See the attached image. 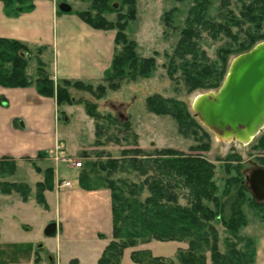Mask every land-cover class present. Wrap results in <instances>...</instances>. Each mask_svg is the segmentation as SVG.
<instances>
[{"label": "trees", "instance_id": "obj_1", "mask_svg": "<svg viewBox=\"0 0 264 264\" xmlns=\"http://www.w3.org/2000/svg\"><path fill=\"white\" fill-rule=\"evenodd\" d=\"M6 2L18 1L22 8L32 6L33 0H4ZM224 6L229 5V0H223ZM111 0H91V7L101 13L103 9L110 8ZM130 5L132 19L136 14V0H123ZM210 0H200L195 9L191 11L192 16L188 19L187 26L182 31V36L175 49V53L183 57L185 54H194L197 49L195 37L196 26L216 31H225L232 35L230 27L226 24L210 21L205 13ZM112 2V6H114ZM241 11V18L230 14L228 22L241 26L249 23L256 26L259 32L264 21V0H251ZM60 11V10H59ZM61 12V11H60ZM170 12L164 13L166 23H170ZM80 17L88 24L98 29L116 28V45L122 44L120 53L116 51L111 68L105 75L111 89H118L125 77V68L139 73H146L154 65V58H139L134 40H128L125 34V22L118 21L112 24L102 16H92L89 12H78ZM246 32V39L241 41L237 55L249 51L257 43L264 41V34ZM237 38V37H235ZM44 47L31 49L25 43L15 40L0 38V85L5 87H27L35 85L40 95L55 97L58 112L66 121L68 117L65 112L60 111L63 105L82 104L87 115L94 120L95 134L101 136L103 131L102 120H109L111 124L117 121L111 114H101L97 109V103L87 98H77L75 90H85L96 99H100L106 87L102 84L94 87L90 82L80 80L62 79L57 83L52 78L49 66L41 59ZM36 56L37 75L34 78L29 72L31 58ZM227 58L224 62L227 63ZM231 63V62H230ZM185 81L190 89L216 88L222 85L226 75L224 70L213 72L211 67H190L185 72ZM225 75V76H224ZM3 98L0 97L2 103ZM147 108L156 114H170L174 116L182 132L196 134L194 127L204 130L207 138L209 132L196 120L195 112L191 113L184 104L173 99H166L156 94L147 98ZM196 117V118H195ZM127 129L128 126H125ZM194 150H204L198 145L192 147ZM46 152H39L38 157ZM239 158V157H238ZM264 166V160L260 162ZM102 171L107 173L105 186L111 191L113 236L111 241L103 250L98 259L99 264H122V258L126 249L134 248L139 243L157 241H179L186 242V249L179 248L175 258L154 255L148 249H135L130 257L138 264H207V253H210L213 264H250L254 262L256 255L255 244L249 237L243 238L241 229L247 224L244 206L249 204L257 208L264 217V201H256L250 194L244 183L241 166L227 164L224 166L226 173L225 183L220 190L215 179L216 166L200 153H184L172 148L155 149L147 152L138 146L122 150L118 158H109L100 163ZM7 169L13 171L15 165L9 157L0 159V172ZM37 171H40L37 168ZM88 169V170H87ZM137 173L143 177L141 181H133L129 178L113 177L118 173ZM51 169H46L45 179L37 183V201L47 207L44 191L53 188ZM49 174V177H48ZM92 168H85L79 175V185L88 191L97 187V176ZM3 193H10L16 189L27 200L26 185L21 183H6L0 185ZM178 189L187 190V203L179 201ZM220 190V191H219ZM146 196L142 198L143 194ZM213 221H219L225 227L230 237L227 238V250L221 252L219 249V232ZM235 239V240H233ZM245 240L246 249L237 247V242ZM71 264H79L73 259Z\"/></svg>", "mask_w": 264, "mask_h": 264}, {"label": "rangeland", "instance_id": "obj_2", "mask_svg": "<svg viewBox=\"0 0 264 264\" xmlns=\"http://www.w3.org/2000/svg\"><path fill=\"white\" fill-rule=\"evenodd\" d=\"M111 1L118 5L115 6L114 4L112 6L111 2L110 8L103 9L100 14L97 13V10L92 9L91 0H59V3H69L74 11L89 12L92 16L100 15L113 25L118 21L125 22L127 39L134 40L137 43L136 52L139 58H154L153 68L146 73H139L126 67L125 77L118 89H111L109 81L105 78L100 82L92 83L94 87L99 84L106 87L105 94L100 99H96L91 94L86 93L85 90L74 89L75 97L94 101L97 103V109L101 114L105 116L111 114L117 121L111 124L109 120H102L103 131L101 136L97 137L94 120L89 118L82 104L63 105L60 111L65 112L68 121L65 120L63 115H60L61 112H58L57 131L62 136V143L65 142L66 155L58 154L55 151L43 154L41 157H25L22 161L10 158L14 162L15 169L0 172V185L3 182L26 185L28 189L26 188V192L23 193L26 194L27 200L32 193V186H34V196L36 198L37 183L45 179V171L50 168L53 173L51 177L53 188L45 190L44 196L46 191L58 192L60 197L68 196L76 186H80L79 175L81 171L86 167H91L95 173L92 175L97 176L95 183L98 188L95 190L107 188L105 186L107 173L101 170L100 163L106 162L109 158L120 157L123 149L138 146L147 152H153L155 149L172 148L184 153L202 154L215 164V179L220 190H222L226 178L224 166L227 164L239 165L244 176V183L248 188L246 175L254 167L262 166L260 162L264 160V128L249 143H242L237 140L225 141L217 139L214 132L206 128L198 117H195L209 132L210 137L204 136V130L197 127H194L197 130L196 134H191V129L185 134L174 116L156 114L147 108L146 102L148 97L158 94L163 98L181 102L193 113L192 103L198 94L217 91L220 86L210 89L202 87L190 89L185 81V72L190 67L209 66L213 72L220 73L224 70L225 75L227 74L230 62L237 56L240 42L247 37L246 32L256 31V26L249 23L237 26L234 25V22H228L230 14L232 13L234 16L241 18L243 7L251 0H229L228 6H224L223 0H210L211 2L205 13L206 18L215 23L228 25L232 35L237 38L227 35L225 31L219 32L196 26L197 36L194 39L197 43L196 52L185 54L183 57L176 54L175 49L182 36L183 29L188 24V19L192 16L191 11L195 9L197 2L200 0H136L134 19H132V13H129L130 5L124 3L123 0ZM170 11L172 12L169 15L170 23H166L164 13ZM254 33L256 35L264 34V21L259 32ZM121 50L122 44H118L116 51L120 53ZM225 58L228 60L227 63L224 62ZM44 63L50 68L47 62L44 61ZM37 67L36 56H33L29 63L28 72L34 78L37 75ZM125 126L129 128L127 129ZM198 145L202 146L204 150L193 151L192 147ZM62 157L70 158L72 161L63 160ZM74 161H81L82 166L74 168L72 166ZM36 167L40 171H37ZM73 168L75 173H72ZM113 177H127L133 181L144 179L133 172L118 173ZM65 180L71 181L72 186H61V183ZM177 192L180 195L179 201L182 204L187 203L188 191L178 189ZM146 194L147 192L143 194L142 198ZM249 194L252 196L250 190L247 195ZM23 196L16 189L10 193H3L0 190V231L15 230L17 222L20 224L23 220H27L32 225V233H34L41 229L44 231L50 222L55 221L49 220L53 212L37 213L36 215L33 211L28 210L19 212L15 207L16 200L17 197L24 200ZM47 208H49L48 203ZM244 212L246 213L247 224L242 227L241 235L243 238L249 237L252 239L256 248L254 262L250 264H264V217L257 208L249 204L244 206ZM213 224L219 232V249L221 252H225L227 250V238L230 235L221 222L213 221ZM18 228L22 229L21 224ZM152 241H154L153 252L148 248H144V245ZM152 241L139 243L136 247L129 249L132 252L135 249L144 248L155 255L175 258L179 248L186 249L188 247L186 242ZM39 243L42 242L37 244ZM176 244L178 245L176 246ZM237 247L245 250V240H242V242L238 240ZM129 249L125 250L123 264H133ZM41 260L46 264L49 263L44 253L41 254ZM207 264H213L210 253H207Z\"/></svg>", "mask_w": 264, "mask_h": 264}, {"label": "crops", "instance_id": "obj_3", "mask_svg": "<svg viewBox=\"0 0 264 264\" xmlns=\"http://www.w3.org/2000/svg\"><path fill=\"white\" fill-rule=\"evenodd\" d=\"M31 4L21 9L18 1L0 0V38L19 40L34 50L44 47L40 57L50 65L55 83L62 79L102 81L116 53V29L92 27L73 7L71 12H60L59 0H33ZM0 97V159L22 161L42 151L55 152L58 143L63 148L61 154L66 155L65 142L57 131L55 97L40 95L35 85H0ZM34 193L32 186L29 199L17 197L15 207L19 212L33 211L34 215L53 212L49 220L57 222V231L51 235L43 229L32 233L27 220L20 223L22 229L16 221L15 230L0 231V264H46L41 260L43 253L48 264H63V260L64 264H71L73 259L79 264H99L98 259L113 236L111 191H88L76 186L68 196L61 197L58 192L46 191L49 208L38 203ZM38 242L43 243L42 248L36 246ZM153 243L144 248L153 252Z\"/></svg>", "mask_w": 264, "mask_h": 264}, {"label": "water", "instance_id": "obj_4", "mask_svg": "<svg viewBox=\"0 0 264 264\" xmlns=\"http://www.w3.org/2000/svg\"><path fill=\"white\" fill-rule=\"evenodd\" d=\"M58 8L64 13L72 11L67 2H60ZM192 108L217 139L252 141L264 128V41L234 57L220 88L198 94ZM246 184L255 200L264 201V166L254 167L246 175ZM56 231L55 221L44 229L46 235Z\"/></svg>", "mask_w": 264, "mask_h": 264}, {"label": "built area", "instance_id": "obj_5", "mask_svg": "<svg viewBox=\"0 0 264 264\" xmlns=\"http://www.w3.org/2000/svg\"><path fill=\"white\" fill-rule=\"evenodd\" d=\"M56 152H58V154H61V151L63 150L61 143H58L55 147ZM62 155V154H61ZM63 160H69L72 161V159L70 158H66V157H62ZM74 168H79L82 166V162L81 161H74L73 165ZM61 186H65V187H70L71 186V182L70 181H63L61 183Z\"/></svg>", "mask_w": 264, "mask_h": 264}]
</instances>
